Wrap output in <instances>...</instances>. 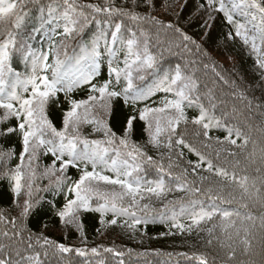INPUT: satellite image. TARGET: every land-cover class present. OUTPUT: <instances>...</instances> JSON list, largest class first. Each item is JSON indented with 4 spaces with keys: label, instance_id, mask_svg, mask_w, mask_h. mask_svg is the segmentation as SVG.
Here are the masks:
<instances>
[{
    "label": "snow or ice",
    "instance_id": "snow-or-ice-1",
    "mask_svg": "<svg viewBox=\"0 0 264 264\" xmlns=\"http://www.w3.org/2000/svg\"><path fill=\"white\" fill-rule=\"evenodd\" d=\"M39 2L0 0V25L11 20L10 28L0 27V137L15 134L22 143L19 162L13 168L8 167V161L15 155V150L0 148V180L9 182L16 212L9 215L0 211V264H72V260L67 258L71 253L78 257H98L101 252L116 257L124 255L114 247H71L43 232L32 231L29 220L41 205L43 198L36 195L41 190L64 192L62 206L57 207L52 201L48 203L65 238L69 232H75L84 245L87 238L83 218L88 213L99 214V234L109 226L135 232L137 225L160 222L169 226L166 235H191L194 231L204 230L202 225L205 222L218 218L223 239L215 235L214 225L207 229V245L212 246L215 241L221 249H229L220 264L234 260L232 242L234 236L240 237L241 231L244 236L239 242L247 254L251 248L248 238L251 233L247 227L237 228L233 217L253 225L256 218L241 216L238 211L226 210L215 203L204 207L196 197L204 193L211 195L215 191V199L222 202L239 199L264 209V148L259 151V163L255 168L257 175L250 177L214 163L185 139L187 126L191 124L195 126L194 135L203 137L201 143L206 148L211 147L213 137L210 132L213 129L227 133L223 141L216 138V144L227 143L244 151L250 142L238 126H229L223 116L214 114L215 98L211 90L203 97L199 93L195 69L188 71L187 62L182 65L168 60L169 56L176 54L174 49L188 52L194 47L197 52L202 51L200 44L181 27L184 23L181 12L188 0H183L179 12L173 10L175 4L169 0H160L159 6L157 0H101L98 3L61 0L62 7L51 3L40 5L38 10L42 14L47 8V19L42 16L40 26L24 37L22 26L30 11L25 10L26 5ZM161 10L174 16V20L166 22L158 18L156 13ZM200 14H203L202 27L206 29H211V22L217 18L215 14H222L224 21L231 26L227 39L239 38L254 59L256 75L264 83V0H197L188 20ZM60 21L64 22L63 31L57 39L55 28L48 34L44 26L55 23L60 27ZM93 25L94 31L86 41L84 34ZM42 30L48 41L47 51L34 49L30 43ZM162 33L170 37L164 44L160 41ZM153 36L158 45L162 44L155 51L151 44ZM73 39L77 40L78 53L74 50L70 56L68 41ZM101 47L103 55L108 57L109 78L94 84L93 79L99 75ZM121 52L123 60L119 58ZM202 54L209 55L207 52ZM14 55L21 57L28 70L26 75L22 76L13 69ZM212 70L222 81L229 82L216 72L215 61H212ZM83 85H89L87 99H69V108L63 113L62 127L58 129L49 118L50 104L58 93H64L67 98L74 89ZM231 85L235 89L234 97L247 100L234 80ZM157 94L163 95L157 100L154 99ZM118 99L132 108L121 135H117L108 123V118L113 115L114 102ZM203 100L207 101L208 107ZM141 104L143 107H137ZM247 107L251 110L253 101L248 100ZM255 108L259 111L264 105L256 103ZM188 109H194L198 114L190 119ZM12 120L16 122L14 125L10 124ZM137 121L142 122L147 137L144 145L132 140ZM84 125H91L93 133H102L103 139L89 140L82 136ZM238 140L242 143L237 144ZM147 146L160 154L161 161L167 157V180L163 175L156 179H147L143 175L145 164L156 165L160 173L165 170L163 163L157 164L148 154ZM184 149L196 156L197 161H187L188 167L173 177L170 170L180 167L173 157L182 160ZM110 150L115 152V158L108 156ZM48 154L54 158L52 163L44 166L42 172L38 171L41 156ZM228 156L235 157L236 153L228 151ZM216 158L220 159V151L216 152ZM245 160L249 164H257L255 142L253 151L245 155ZM239 165L240 161H235V166ZM70 167L80 172L77 180L67 175ZM107 172L113 175H106ZM202 173L218 178L219 183H209L205 187L209 175ZM189 176L196 179L190 181L187 179ZM39 179H48V186L41 189L37 184ZM172 192L182 195L168 200L158 216L150 215L155 209L149 203L141 204V201L153 198L163 199ZM225 192L227 199L222 195ZM174 205H179V208H174ZM137 209L145 214L137 215ZM109 214L111 219L106 220ZM185 219L188 223L182 222ZM260 221L264 229V216ZM43 228H48V224H43ZM176 255L197 264H216V258L209 262L205 253L181 252ZM87 264H107V261L101 258ZM119 264H124L123 260Z\"/></svg>",
    "mask_w": 264,
    "mask_h": 264
},
{
    "label": "trees",
    "instance_id": "trees-1",
    "mask_svg": "<svg viewBox=\"0 0 264 264\" xmlns=\"http://www.w3.org/2000/svg\"><path fill=\"white\" fill-rule=\"evenodd\" d=\"M15 2V0H13ZM80 3H98L101 0H79ZM170 3L175 4L174 11H180V5L183 4V0H169ZM202 2V0H201ZM51 3L53 6L61 5V0H40L39 4H27L25 10L29 11V16L26 17L23 27V36L27 37L29 33L32 32L33 28H37L41 24V17L47 19V8L43 14L38 10L40 5L47 6ZM160 0H157L159 6ZM197 0H188L187 6L184 7L181 12V27L184 31L192 36L197 43L201 46V52L193 47L190 51L184 52L180 49H174L175 55L169 56L168 60L173 62H179L182 65L187 62V70L191 71L195 69L194 78L197 80L198 91L202 95L207 93L209 90L215 98L216 108L213 112L216 116H223L225 123L229 126H238L246 136L249 137V144L244 151L237 148L236 146L224 144H216L215 139L219 138L223 141L226 136V132L222 129H213L210 132V136L213 137V141L210 148L203 146L201 141L203 137H196L195 126L189 124L187 126L188 134L185 139L192 143L199 151L204 153L208 158L212 159L214 163L220 164L228 168L230 171L235 169L237 174H248L250 177H255L257 175L255 168L259 163V151L264 148V108L259 111L256 110L255 104L259 103L264 105V83L260 82L259 76L256 75L255 62L251 55L248 54V50L239 40V38H234L232 40L227 39L228 32L231 31V26L228 25L222 14H215L216 20L211 22V29H206L202 27L203 24V14L193 16L189 21L188 17L192 15ZM157 17L167 21H173L174 16L163 10L156 13ZM14 19V18H13ZM63 21H60V27H56V24H45V29L47 33L51 34L52 30L55 28L57 39L60 38V34L63 31ZM0 27H11V20L0 25ZM147 27V26H146ZM94 31V25L84 34V39L87 41L90 37L91 32ZM207 31V36L205 32ZM170 37L161 34L160 41L162 44L166 43ZM79 39V38H77ZM34 49L47 51L48 41L45 32L42 30L37 34L34 41H30ZM77 40L73 39L68 41L67 52L71 56L75 52L78 53L76 48ZM151 44L153 50H158L162 44L158 45L155 36L151 39ZM101 62L99 68V75H97L92 83L100 84L107 80L108 77V57L103 55V48L101 47ZM207 52L209 55L205 56L202 53ZM210 57V58H209ZM119 58L123 60V53H119ZM192 61H195L193 64ZM212 61H215L216 72H220L228 79V83L222 81L215 72L212 70ZM49 62H51V57ZM208 67H205V65ZM115 66V65H114ZM122 66V64L120 65ZM12 67L15 71L21 73L22 76L27 74V69L21 62V57L14 55L12 59ZM240 86V89L244 91L247 100H240L233 96L234 88L231 85L232 81ZM89 85H83L79 88L74 89L66 98L64 93H58L56 100H54L49 106V118L53 121L54 125L59 129L62 127L63 113L69 108V99H87L89 94ZM163 94H157L154 99H159ZM253 101V108L249 110L247 107V101ZM205 106L208 107L207 101L203 100ZM137 107H143V105H137ZM132 114L131 105L125 106L123 100H116L114 102L113 115L108 118L109 126L117 135L122 134V129L126 118ZM187 114L189 118L197 115V111L194 109H188ZM15 120L10 121V124H15ZM183 126H181V129ZM179 130V129H178ZM81 134L89 140H102V133H93L91 125H84L81 129ZM146 134L143 132L142 122H136V129L132 136V140L139 145H144L146 142ZM253 142H255L256 148V159L257 164H249L245 160V155L253 151ZM242 143L238 140L237 144ZM82 148L83 145H80ZM114 147V146H113ZM0 148L5 150H15V155L11 160L8 161V167L13 168L19 162V152L22 151V143L18 135L13 134L10 137L3 138L0 137ZM146 150L148 154L151 155L154 161L163 163L165 165V170L163 173L158 172L156 165L145 164V173L147 179H156L158 176L163 175L167 180V174L169 169L167 168V157L163 161L160 160V154L147 146ZM220 151V159L217 160L216 152ZM228 151L236 153L235 157L228 156ZM185 156L182 160H177L174 156L173 160L179 163L180 167H173L170 171L173 177L180 174L181 170L188 167L187 161H197V157L191 153H188L184 149ZM108 156L110 158H115V152L109 151ZM51 154L47 156H41L39 160L40 168L38 171H43V167L50 165L53 161ZM239 160V167L235 166V161ZM58 166V162H57ZM89 170H91V165H89ZM106 175L112 176L110 172L105 173ZM203 175H209L208 173H202ZM67 175L72 178V180H77L79 178L80 172L76 168H69ZM188 180L196 179L195 177L189 176ZM198 182V181H197ZM216 185L219 183L218 178L209 175V181L205 182V187L209 184ZM38 186L44 189L48 186V179H39L37 181ZM66 191V189H65ZM227 192V189H226ZM226 192L222 195L227 199ZM37 196L42 197L41 205L33 212L29 220V228L37 233L43 232L48 237L61 243H65L71 247H114L118 251L124 253L122 257L113 256L110 253L101 252V256L98 257H78L74 253L68 255L67 258L72 260V264H87L88 261H99L101 258L106 259L107 264H119L120 260H123L124 264H197L194 260H187L184 257L176 255L177 253L187 252V253H205L208 257L209 262L212 258H216V264H220L221 259L226 258V253L229 249H221L216 242H213L212 246L207 245V240L209 239L207 229L214 228L216 236H221L220 233V221L218 218H214L211 222H205L202 225L204 230L196 232L194 231L191 235L185 234H172L166 235L169 232V226L156 222L149 223L147 225L141 224L137 225V230L135 232L128 230L127 228H121L119 226H109L102 230V234L97 232L100 228L99 224V214L98 213H88L85 214L83 218V223L85 224V232L87 238V244L81 243V240L75 232H69L67 238H65L63 230L58 224V220L55 217L51 205L48 203L52 201L57 207H60L64 203V192L55 193L52 190L43 191L36 193ZM182 194L177 192L169 193L165 198L156 200L153 198L151 201L145 200L141 201L143 203H149L150 207L155 209L150 213L151 216H158L159 210L163 207L168 200H175ZM217 193L214 191L211 195L204 193L196 197L201 205L208 207L212 204H217L218 206L229 210L238 211L241 216L252 215L255 219V224L253 225L249 221H241L240 219L233 217L236 222V227L243 229L244 227L249 228L251 235L248 237L251 241V248L248 253H244V246L239 242L240 238L244 236L243 231L240 232V237H235L233 239V247L235 248V258L229 264H264V229L261 228L260 217L264 216V209H261L259 205H254L251 202H246L242 200L229 201L227 203L221 200L215 199ZM238 195V191H237ZM245 203L248 206L245 207ZM174 208H179V205H174ZM198 210V208H197ZM0 211H4L9 215H15V209L13 205V195L10 191L9 182L7 180H0ZM145 213L137 209V215H144ZM167 215V214H166ZM105 219H111V215L105 217ZM122 221H118L120 223ZM185 223L188 221L185 219ZM48 224V228H43V224ZM176 233L175 229L171 230ZM230 231H232L230 229ZM221 239L223 237L221 236ZM131 249V252L128 250ZM39 251V249H37ZM43 260L44 257L41 256Z\"/></svg>",
    "mask_w": 264,
    "mask_h": 264
}]
</instances>
